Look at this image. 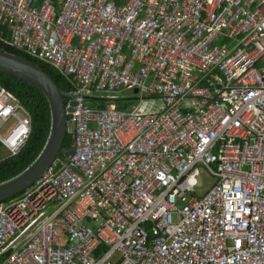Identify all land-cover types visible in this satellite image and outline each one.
I'll use <instances>...</instances> for the list:
<instances>
[{"label":"built area","instance_id":"obj_1","mask_svg":"<svg viewBox=\"0 0 264 264\" xmlns=\"http://www.w3.org/2000/svg\"><path fill=\"white\" fill-rule=\"evenodd\" d=\"M0 26L73 110L66 158L0 203V264H264V0H0ZM30 133L0 87V145Z\"/></svg>","mask_w":264,"mask_h":264},{"label":"trees","instance_id":"obj_2","mask_svg":"<svg viewBox=\"0 0 264 264\" xmlns=\"http://www.w3.org/2000/svg\"><path fill=\"white\" fill-rule=\"evenodd\" d=\"M9 40L10 33L6 28L0 26L1 51L10 53L38 65L53 79L58 88L63 92L68 93L72 90L70 82L62 76L58 70L32 58L23 51L9 46L7 42ZM0 86L11 92L22 103L31 117V133L24 147L16 156L0 162V183H2L19 175L37 158L48 137L51 117L49 104L46 98L35 87L14 76L2 72H0ZM125 101L127 100L120 99L116 101L118 110L126 111L128 109V103ZM66 102L67 99H65V103ZM88 103L90 107H96L95 99L88 100ZM103 107L104 106H102V108ZM71 150L72 136L67 133L61 151V157L59 159H65ZM1 260L2 258H0V261Z\"/></svg>","mask_w":264,"mask_h":264},{"label":"water","instance_id":"obj_3","mask_svg":"<svg viewBox=\"0 0 264 264\" xmlns=\"http://www.w3.org/2000/svg\"><path fill=\"white\" fill-rule=\"evenodd\" d=\"M0 72L14 76L38 89L49 104L51 117L48 137L37 158L19 175L0 183L1 203L23 193L60 160L67 134V114L73 110L65 105V99L71 96L60 90L53 79L38 65L0 50ZM136 93L137 90L125 92V94ZM70 105L73 106L75 103L72 102Z\"/></svg>","mask_w":264,"mask_h":264},{"label":"rangeland","instance_id":"obj_4","mask_svg":"<svg viewBox=\"0 0 264 264\" xmlns=\"http://www.w3.org/2000/svg\"><path fill=\"white\" fill-rule=\"evenodd\" d=\"M125 102L128 103V106H127L128 109H130L132 107V105H135V104L138 103V101H136V100H128V101H125ZM95 103H96V106H102V105L104 107H107L108 106V104H104L103 101H99V100H95ZM6 154H7L6 151L0 145V161H2L4 159V157L6 156ZM199 182L202 185V187H203L202 190H203V189H206V188H208L210 186V184L212 183V180L210 178L206 177L204 173H202L201 176H200V178H199ZM198 191H200V189ZM113 261L115 263L118 262L119 261L118 257L115 256L113 258Z\"/></svg>","mask_w":264,"mask_h":264},{"label":"crops","instance_id":"obj_5","mask_svg":"<svg viewBox=\"0 0 264 264\" xmlns=\"http://www.w3.org/2000/svg\"><path fill=\"white\" fill-rule=\"evenodd\" d=\"M10 41V40H9ZM9 41H7L8 42V44H9ZM1 87V86H0ZM2 88V87H1ZM4 150H5V148H4ZM6 151V150H5ZM6 156L4 157V159L3 160H5V159H7V158H10V156H9V153L6 151ZM2 160V161H3ZM1 162V161H0Z\"/></svg>","mask_w":264,"mask_h":264}]
</instances>
